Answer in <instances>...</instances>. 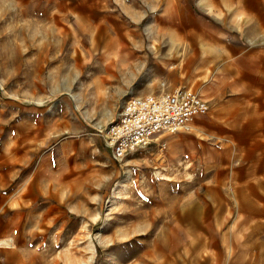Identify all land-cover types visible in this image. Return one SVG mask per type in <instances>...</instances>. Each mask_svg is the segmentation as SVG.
I'll return each mask as SVG.
<instances>
[{
    "label": "rangeland",
    "instance_id": "rangeland-1",
    "mask_svg": "<svg viewBox=\"0 0 264 264\" xmlns=\"http://www.w3.org/2000/svg\"><path fill=\"white\" fill-rule=\"evenodd\" d=\"M177 87L207 115L114 160L127 98ZM0 238V264H264V0H0Z\"/></svg>",
    "mask_w": 264,
    "mask_h": 264
},
{
    "label": "built area",
    "instance_id": "built-area-1",
    "mask_svg": "<svg viewBox=\"0 0 264 264\" xmlns=\"http://www.w3.org/2000/svg\"><path fill=\"white\" fill-rule=\"evenodd\" d=\"M208 111L207 102L186 87L131 96L109 124L104 142L111 157L119 161L157 135L189 131Z\"/></svg>",
    "mask_w": 264,
    "mask_h": 264
},
{
    "label": "crops",
    "instance_id": "crops-1",
    "mask_svg": "<svg viewBox=\"0 0 264 264\" xmlns=\"http://www.w3.org/2000/svg\"><path fill=\"white\" fill-rule=\"evenodd\" d=\"M244 51H245V50H243V55H244ZM111 66H112V64H110L109 66H105V68H109V69H110ZM246 70L248 71V69H246ZM0 239H2V238H0ZM0 248H1V247H0ZM3 249H4V252H6L7 254H11V252H12V251H10V250H8V249H5V248H3Z\"/></svg>",
    "mask_w": 264,
    "mask_h": 264
},
{
    "label": "bare ground",
    "instance_id": "bare-ground-1",
    "mask_svg": "<svg viewBox=\"0 0 264 264\" xmlns=\"http://www.w3.org/2000/svg\"><path fill=\"white\" fill-rule=\"evenodd\" d=\"M76 97V96H75Z\"/></svg>",
    "mask_w": 264,
    "mask_h": 264
}]
</instances>
